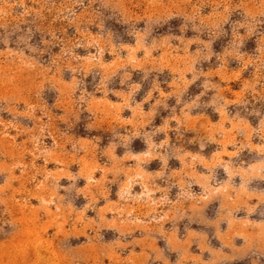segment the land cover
Instances as JSON below:
<instances>
[{
    "label": "rangeland",
    "instance_id": "1",
    "mask_svg": "<svg viewBox=\"0 0 264 264\" xmlns=\"http://www.w3.org/2000/svg\"><path fill=\"white\" fill-rule=\"evenodd\" d=\"M0 264H264V0H0Z\"/></svg>",
    "mask_w": 264,
    "mask_h": 264
}]
</instances>
